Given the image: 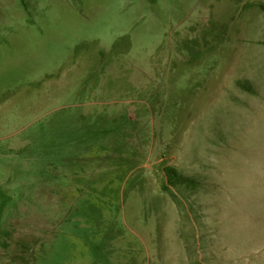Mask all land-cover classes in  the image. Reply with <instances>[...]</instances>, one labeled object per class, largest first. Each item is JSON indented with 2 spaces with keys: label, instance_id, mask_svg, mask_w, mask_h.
I'll return each mask as SVG.
<instances>
[{
  "label": "rangeland",
  "instance_id": "1",
  "mask_svg": "<svg viewBox=\"0 0 264 264\" xmlns=\"http://www.w3.org/2000/svg\"><path fill=\"white\" fill-rule=\"evenodd\" d=\"M0 264H264V0H0Z\"/></svg>",
  "mask_w": 264,
  "mask_h": 264
},
{
  "label": "trees",
  "instance_id": "2",
  "mask_svg": "<svg viewBox=\"0 0 264 264\" xmlns=\"http://www.w3.org/2000/svg\"><path fill=\"white\" fill-rule=\"evenodd\" d=\"M165 172L173 185H195L194 178L182 174L176 167L167 166Z\"/></svg>",
  "mask_w": 264,
  "mask_h": 264
}]
</instances>
